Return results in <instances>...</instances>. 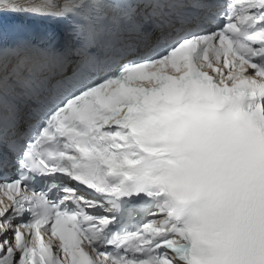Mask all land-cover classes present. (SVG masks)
I'll return each instance as SVG.
<instances>
[{
  "label": "snow or ice",
  "instance_id": "1",
  "mask_svg": "<svg viewBox=\"0 0 264 264\" xmlns=\"http://www.w3.org/2000/svg\"><path fill=\"white\" fill-rule=\"evenodd\" d=\"M5 14L81 23L59 49L0 38V264H185L164 194L129 171L159 148L162 100L264 117V0H0Z\"/></svg>",
  "mask_w": 264,
  "mask_h": 264
},
{
  "label": "clouds",
  "instance_id": "2",
  "mask_svg": "<svg viewBox=\"0 0 264 264\" xmlns=\"http://www.w3.org/2000/svg\"><path fill=\"white\" fill-rule=\"evenodd\" d=\"M153 115L159 148L127 179L164 194L185 264H264V117L208 94L162 100Z\"/></svg>",
  "mask_w": 264,
  "mask_h": 264
}]
</instances>
